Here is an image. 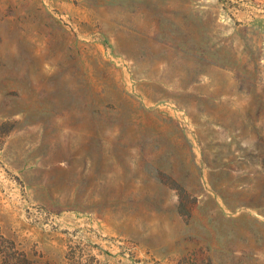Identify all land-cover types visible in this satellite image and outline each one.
Wrapping results in <instances>:
<instances>
[{"label":"rangeland","instance_id":"rangeland-1","mask_svg":"<svg viewBox=\"0 0 264 264\" xmlns=\"http://www.w3.org/2000/svg\"><path fill=\"white\" fill-rule=\"evenodd\" d=\"M0 264H264V0H0Z\"/></svg>","mask_w":264,"mask_h":264}]
</instances>
